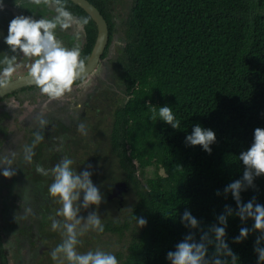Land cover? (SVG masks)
<instances>
[{
    "label": "trees",
    "instance_id": "16d2710c",
    "mask_svg": "<svg viewBox=\"0 0 264 264\" xmlns=\"http://www.w3.org/2000/svg\"><path fill=\"white\" fill-rule=\"evenodd\" d=\"M88 1L107 22L110 44L115 33L111 0ZM67 6L89 21L82 49L86 61L95 26L77 6ZM122 40L113 66L123 100L107 109L106 132L119 166L116 180L130 187L133 198L119 218L104 223L102 232L123 243L116 255L119 264H171L167 253L189 236L206 244L211 261L216 250L212 229L224 226L221 215L227 219L224 239L237 264H258L254 248L261 233L253 219L240 220L236 201L224 189L242 180L245 166L239 156L254 142L255 129H264V0H133ZM149 104L157 113L158 107H171L180 128L158 115L151 119ZM105 120L99 119L93 131ZM197 124L216 134L211 154L185 143ZM98 152L97 147L89 155L94 164L100 161ZM150 168L151 178L136 176ZM253 183L241 192V202L254 198L263 205L264 175ZM185 211L197 227L182 220ZM141 216L147 220L143 227L136 220ZM241 227L249 235L236 243ZM259 247L264 248V239ZM220 259L231 264L227 257Z\"/></svg>",
    "mask_w": 264,
    "mask_h": 264
},
{
    "label": "clouds",
    "instance_id": "9594fccd",
    "mask_svg": "<svg viewBox=\"0 0 264 264\" xmlns=\"http://www.w3.org/2000/svg\"><path fill=\"white\" fill-rule=\"evenodd\" d=\"M3 2L5 3L4 0H0V8L5 6L10 7L12 5H3ZM30 2L36 6H28V10L31 11V9L34 10L39 5H45L49 10L52 7L55 15L51 18L40 19H34L33 17L23 15H17L12 19L10 16V19H8L9 22H7L9 25L4 42L13 53L19 51L24 57L31 60V63L28 65L29 78L31 83L39 89L41 95L48 97L50 100H60L72 93L73 85L76 81L81 79L87 71V60L85 61V59L81 58L79 41L84 35L85 26L89 21L87 18H78L74 16L67 6V3H70L67 0H30ZM110 9L112 15V7ZM112 22L115 30L116 25L113 16ZM58 27L61 31L71 29L72 35L76 40L75 46L71 48L65 47L63 42L57 39L56 29ZM113 37H115V33ZM121 41L123 40L120 39V42ZM108 44L109 30L106 48ZM120 44L123 46L122 42ZM122 49L123 48H121V50ZM4 64L6 66L0 71V89H7L9 87V78H11L16 71V57H6ZM122 97L120 96V101L116 105L120 104ZM148 106L152 112L151 119L156 120L158 115L159 120L170 125L173 129L178 130L180 128V121L175 118L171 107H158L157 113V107L151 104ZM46 123V120H40L41 126ZM78 131L82 134H87L84 124L78 126ZM43 139L44 137L40 133L35 134V143H39ZM35 143L25 147L26 155L24 159L28 162H31L34 156L33 148ZM185 143L193 147L200 146L203 151L211 154V145L216 143V134L214 131L204 129L197 124L194 126L192 133L186 136ZM239 160L242 161L245 166L243 178L242 180H235L230 183L224 191L226 194L230 192L236 201L238 209L236 215L239 216L241 221H245L248 218L254 220V229L261 233V236L257 238V246L254 248V251L258 256V264H264V248L259 247L260 240L264 239V202L263 205L255 203L254 198L247 203L241 202V192L247 190L249 187H255L253 183L254 178L264 175V129H255L254 142L248 150L240 154ZM9 163H11V161H9ZM72 165L73 160L65 156L50 170L40 165L36 167V172L43 176H49L51 173L53 182L50 184L48 192L51 197L57 198L58 203L62 206L57 212V216H62L64 218L63 227L66 238L52 251V259L56 260L58 254H63L65 257L63 261L65 262V260H67L69 264H119L114 254L100 249L88 251L83 254H79L76 251V246L80 243L78 236L83 235L88 226L99 233L104 231V225L100 217L93 213L87 217L85 228L81 229L79 233L77 232V226L80 225L83 220V217L78 216L79 206L77 202L80 201L82 195V206L87 209L90 205L99 206L104 200V197L100 189L93 184L91 179L92 173L87 170L77 173L73 170ZM0 174H2L4 178H11L15 175V172L9 168H4L0 171ZM113 182H117L116 185L125 186V191H127V188L130 190V187L123 181L113 180ZM120 192L121 191H119V193ZM123 194L124 193H121V199ZM217 195H219V192H217ZM112 198H116V196L111 198L108 197V199ZM31 211L30 208H25L24 214L27 215ZM105 211L109 212L108 209ZM228 212L231 214L230 208ZM136 220L139 227H143L147 224L146 218L142 216L136 217ZM182 220L190 224L193 228L197 227L198 221L187 211L182 214ZM219 221L220 224L224 226L213 227L212 229L215 234L216 250L215 256L211 261L206 259L208 254L206 244L203 242H192V237L189 236L176 245V250L174 252L169 251L167 253V259L171 264H229L227 259H220L222 256L229 258L231 264H237L238 257L224 239L226 235L225 226L227 224V219L225 216L221 215ZM59 227L60 222L53 220L52 229L55 231ZM248 235L249 229L247 227H241L239 235L234 238V241L240 243L246 239ZM204 239H206V237ZM41 242L43 244L42 240ZM11 253L14 252L11 251L8 255H11ZM46 253L47 250H45L43 256L35 260L34 263L38 264L40 259L45 257ZM1 255L4 254L0 247V257ZM4 263L9 264L7 255L4 256ZM1 264H3L2 260Z\"/></svg>",
    "mask_w": 264,
    "mask_h": 264
},
{
    "label": "flooded vegetation",
    "instance_id": "af4514ba",
    "mask_svg": "<svg viewBox=\"0 0 264 264\" xmlns=\"http://www.w3.org/2000/svg\"><path fill=\"white\" fill-rule=\"evenodd\" d=\"M4 1L5 3L3 2V5H9L18 0ZM30 6L35 7L36 5L31 4ZM17 11L18 15L29 16L34 19L51 18L55 15L54 10L52 8L49 10L45 5H39L34 10L31 9V11L28 10V8L24 9L19 7ZM14 17L15 16H11L12 19ZM8 25V23H0V71L6 66L4 64L6 57H16V71L11 78H9L10 83L15 79L29 76L28 65L31 63V60L24 57L19 51L13 53L9 46L4 42L7 36ZM56 37L63 42L65 47L71 48L76 44L71 29L61 31L58 27L56 29ZM117 42L118 40L113 37L112 42L108 44L105 49L104 54L106 53V57L101 58L97 68L88 75V77L76 81L73 85L72 93L66 95L60 100H50L48 97L41 95L39 89L34 84L11 89L0 97V171L4 168H9L15 172V175L11 178H4L3 175L0 174V191L7 193L4 197L6 203L5 207H8L7 213H9V218L13 220L12 225L14 226V228L10 229L6 235H10L12 238L11 241L16 243L18 250L23 253L17 252L8 255V258L12 260V264H33L35 260H38L43 256L45 250H48V247L44 246L41 242L43 239L42 236L39 235V233H35L34 226L38 225V215H49L50 208L53 207L54 203L52 199L45 196V193L42 192L43 189L38 185L42 175L36 172V167L37 165L43 167V165L50 163L54 165L58 163V158L55 153L49 157V160L46 159L49 142L58 143L60 145L59 148L61 149L68 140L70 141V144L72 142L79 146L80 141L82 140L79 137L80 131H78V126L84 124L86 129H94L87 120H84L87 116L85 110H90L88 115L94 113V116H97L99 114V109H94V105L104 106L102 107L103 111L105 109L106 111L107 109H110L111 104L106 105L110 100L109 96L104 94L107 90V86L106 89H104V86L106 85L105 78L107 75L109 78L117 80L116 66H113L117 58L113 61L111 58H108L109 50L112 45L119 46L120 49L123 48V46ZM79 43L81 47V58H84L82 55V49L83 45L86 43L85 33L81 37ZM102 64H106V66L102 68ZM100 68H102L101 73L98 74ZM90 80L101 82L98 84L100 85L99 89H97L98 91H96L97 85H95L91 88V92L87 91L84 94L85 98L84 96L81 99L74 97V94L81 90L83 86H86L88 83L90 84ZM92 83L87 90L93 85ZM117 84V87L121 88V84L118 80ZM120 96H123V93L120 94ZM84 99H86V101L83 103L82 100ZM91 99L95 100V102H92ZM76 103H79L77 108L74 107L76 106ZM91 103H94V105H91ZM83 104L84 107L81 108ZM41 119L47 121L43 126L40 124ZM36 133H40L44 137L39 143H35ZM34 143V156L32 157L31 162H28L24 159L26 155L25 147L31 146ZM77 152H79V148L77 149ZM9 161H11V163H9ZM78 163L79 162L77 161V167H79ZM83 165L86 167L85 170L89 171L87 168V162L80 164L81 167H83ZM44 168L49 169V167ZM93 178L95 177L91 176V179ZM49 179L50 183H52L53 178ZM116 184L117 182H114L110 192L113 191V189H116ZM49 186L50 184L47 188H49ZM118 188L116 190L121 192L117 195L116 199L121 202V193H126L127 191H125V186L119 185ZM43 205H47L45 211L44 208H42ZM25 208H30L32 211L25 215ZM34 209L39 210V214H34ZM5 216L6 214L3 213L2 220ZM16 217L23 219V221H17ZM11 241H7V250L2 244L3 240L0 238V247L4 254L2 255L3 258L15 247L14 243H11Z\"/></svg>",
    "mask_w": 264,
    "mask_h": 264
},
{
    "label": "rangeland",
    "instance_id": "374dc122",
    "mask_svg": "<svg viewBox=\"0 0 264 264\" xmlns=\"http://www.w3.org/2000/svg\"><path fill=\"white\" fill-rule=\"evenodd\" d=\"M132 2L133 0H111L112 16L116 23L115 39L118 40L119 43H121L120 39L122 40L123 26L127 19L130 8L132 6ZM120 50L121 49L119 48V46L112 45L109 50L108 58L109 59L111 58L112 61L115 60L119 56ZM104 66H106V64H102V68ZM102 68H100L98 74L101 73ZM105 79H106V85L104 86V89H106V86H107V90L104 92V94L109 96V99H110L106 103V105H110L112 102L117 104L120 101L119 100L120 94H122L123 89L117 87L118 85L117 80L109 78L108 75L106 76ZM92 81L93 80L89 81L90 84L92 83ZM100 83H101L100 81L94 80L92 83L93 85H91L89 90L87 89L90 84L89 83L86 84V86H83L81 90H79L77 93L74 94V97H76L77 99H81L87 91L91 92L92 90L91 88L95 85H97L96 91H98L97 89H99V86H100L98 84ZM121 99L123 100V97ZM91 100L92 102H95V100L93 99ZM85 101L86 99L82 100L83 103ZM78 104L79 103H76V106L74 107L77 108ZM92 104L94 105V103H91V105ZM83 107H84V104L82 105L81 108ZM102 107L104 106H99V105L93 106L94 109L95 108L99 109V114L97 116H94V113H92L91 115H88V113H90V110H87V111L85 110V112L87 113V116L84 120H87V122L92 126L95 125L97 122H99V119L106 118V120L104 122H100L98 127L95 128L96 129L95 131H93L92 128L90 129L87 128L89 131L85 128L87 134H82L80 132L79 137L82 141H80L79 146H77V144H74L72 142H71L72 144L71 145L69 140L66 141V144L62 147V149L59 148L60 145L58 143L49 142V145H48V154L46 156L47 160H49V157L54 153L56 154L58 158V163L65 156H67L68 158L73 160L72 168L77 173L85 171L86 167L84 165L83 167L80 166V164H84L83 161L85 160L88 164L87 168L89 172L92 173L91 176L95 177L92 180L93 184L100 189L101 194L104 197V200L99 206L90 205L87 209H85L82 206L83 198L81 195V199L80 201L77 202V205L79 206L78 216L83 217V220L81 224L77 226L78 233L80 232L81 229L85 228L87 217L90 214L94 213L98 215L101 219L102 224L104 225V223H106L107 221L115 220L119 218L121 214L124 213L125 210H128V208L132 204L133 196H132V193L128 194V190H129L128 188H127V192L122 195L121 202L118 201L116 198L107 200V198L112 194V191L110 192V189L114 185V182L112 180L118 179L119 178L118 173L120 172L118 170V167H119L118 163L115 162L116 156L112 155V152L108 150L110 143H109V139H108L106 131L110 124H109V118L106 114L107 111L106 109L103 111ZM97 147H98V150L100 151L98 152L100 161L97 164H94L92 162V158L91 159L89 158V155H94L95 152L97 151ZM78 148H79V152H77ZM107 157L110 159V161H107ZM77 161L79 162L78 163L79 167L76 166ZM54 166L55 165L51 163L47 165H43V167H49L48 170H50ZM150 170L151 168L144 170L143 172L137 171L136 176L140 178L141 177L151 178L150 174H152V172ZM49 178H53L51 176V173L49 174V176L42 175L41 179L38 182V185L41 186V188L43 189L42 192L45 193V196L52 199L54 203L53 207L50 208V214L47 216L45 215L42 216L41 214H39V210L34 209V214H39L38 215L39 216L38 225L34 226L35 233H39V235L43 237L42 239L43 245L48 247L45 257L40 259L38 264H69L67 260H65V262L63 261L65 258L63 254H58V258L56 260H53L52 255H51L52 251L60 243H62V241L66 238V233L63 227L64 218L62 216H57V212L62 206L60 205V203H58L57 198L51 197L48 192L49 188H47V186L51 184ZM52 182H53V179H52ZM6 195L7 193L0 191V237L3 240L2 244L8 250L7 241L8 240L11 241L12 238L10 237V235L7 236L6 234L10 229L14 228V226L12 225L13 220L9 218V213H5L6 216L2 220V214L4 213L6 209L8 210V207H5L6 203L4 201L5 200L4 197ZM42 208H44V211H45L47 208V205L46 206L43 205ZM106 209H108L109 212L105 211ZM55 219H57V221L60 222V227L54 231L52 229V222ZM16 220L23 221V219L19 217H16ZM52 236H55V237H52ZM78 240L80 241V243L77 244L76 251L79 254H83L88 251H95L97 249H100L105 252L112 253L116 256L118 254H121L120 252L121 250H123L122 248L123 243H120L118 239H116L110 234H102V233L96 232L92 230L90 226L87 227V230L84 232L83 235L78 236ZM11 243H14V242L11 241ZM14 246L15 247L12 249V251L14 253L20 252L17 248L16 243H14ZM7 256H8V253H7ZM9 264H12L11 259H9Z\"/></svg>",
    "mask_w": 264,
    "mask_h": 264
},
{
    "label": "water",
    "instance_id": "95a60500",
    "mask_svg": "<svg viewBox=\"0 0 264 264\" xmlns=\"http://www.w3.org/2000/svg\"><path fill=\"white\" fill-rule=\"evenodd\" d=\"M67 1L77 6L82 12H84L91 19L92 23L96 28L95 41L90 56L86 61L87 71L82 77L84 78V77H88V75H90L96 69L98 63L101 60V56L104 53V50L108 42V28L100 12L88 0H67ZM30 5H31L30 0H19L17 2H13L10 7L5 6L0 8V23L1 24L7 23L9 22L8 19H10V16H17L18 15L17 10L19 9V7L27 9L28 6ZM28 84H32L29 76H24L15 79L14 81L9 83V87L7 89H0V97H2L4 94L9 92L11 89L27 86ZM118 187L119 185H116V189ZM116 189H113L112 191L113 194L109 196V198L115 196L117 197L119 191H117ZM0 264H1V257H0Z\"/></svg>",
    "mask_w": 264,
    "mask_h": 264
}]
</instances>
